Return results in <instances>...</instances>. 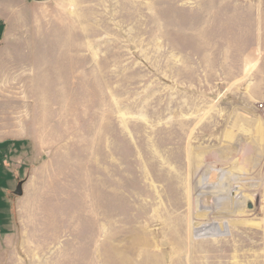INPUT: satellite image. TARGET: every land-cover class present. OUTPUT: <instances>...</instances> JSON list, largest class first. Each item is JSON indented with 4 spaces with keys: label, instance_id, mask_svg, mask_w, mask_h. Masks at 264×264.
Instances as JSON below:
<instances>
[{
    "label": "rangeland",
    "instance_id": "1",
    "mask_svg": "<svg viewBox=\"0 0 264 264\" xmlns=\"http://www.w3.org/2000/svg\"><path fill=\"white\" fill-rule=\"evenodd\" d=\"M192 5L114 0L113 19L65 37L82 44L80 56L27 68L40 144L16 147V161L0 156L1 211L10 184L13 199L32 192L15 194L21 172L35 177L19 264H264V50L241 66L238 49L264 46V34H235ZM242 7L262 13L264 0ZM228 184L241 207L204 208L201 196ZM204 221L208 238L196 234Z\"/></svg>",
    "mask_w": 264,
    "mask_h": 264
},
{
    "label": "crops",
    "instance_id": "2",
    "mask_svg": "<svg viewBox=\"0 0 264 264\" xmlns=\"http://www.w3.org/2000/svg\"><path fill=\"white\" fill-rule=\"evenodd\" d=\"M192 2L189 9L199 18L209 17L222 27L230 26L235 34H264V11H243L242 0H216V5L210 0ZM208 4L213 6L209 11H203ZM113 11L114 0H0V156L5 164L17 160L16 147L40 144L39 136L35 133L36 125L28 123V111L33 109V103L27 101V98H34L35 82L38 80L35 76L27 75V68L66 65L67 61L72 60L67 59V51H78L80 56L82 44L66 42L65 37L82 35L83 28L102 26L104 21L107 23L108 19H113ZM238 49L244 51L239 65L253 66L259 59L256 53L263 51L264 46L249 43ZM78 65H81L80 61ZM250 83L252 77L241 78L239 88L247 90ZM241 94L244 102L249 101L248 91ZM46 96H49L48 82L42 90V97ZM30 121L33 123L32 119ZM256 124L250 120L251 132ZM11 169L7 173H11V183H15L19 179V172L17 168ZM24 176L23 171V191L32 190L25 200L13 199L11 184L8 197H1L2 203L5 201V208L0 210V264L24 262L16 248L20 234L22 243L32 242L30 228L36 197L35 177L30 173L26 179Z\"/></svg>",
    "mask_w": 264,
    "mask_h": 264
},
{
    "label": "bare ground",
    "instance_id": "3",
    "mask_svg": "<svg viewBox=\"0 0 264 264\" xmlns=\"http://www.w3.org/2000/svg\"><path fill=\"white\" fill-rule=\"evenodd\" d=\"M239 178L240 177L238 176V174H235V173H232V174L229 175V179H232V180H237ZM234 187H235V185L231 188L229 184H228V186L227 185L223 186V188H221L222 190L220 189L219 192H216L217 195H215V194H212V195L206 194L204 196H201L199 194L201 196V199L203 197H206L205 200H207V201H206V205L204 206V208H208V209H211V208H219V209L235 208L236 209V208L241 207V205L243 204L242 201L244 200V198L241 199V200L237 199L238 193H237V191H235ZM229 197H233V201H229V200L217 201V199H226V198H229ZM208 201H213V203L215 202L214 206L211 207L210 205H207ZM196 228H197L196 234L200 235L201 238H205V237L208 238V234H211V235L213 234L214 235V232L211 230V228H209L207 221L201 222ZM215 237L216 236H213L211 238H215Z\"/></svg>",
    "mask_w": 264,
    "mask_h": 264
},
{
    "label": "water",
    "instance_id": "4",
    "mask_svg": "<svg viewBox=\"0 0 264 264\" xmlns=\"http://www.w3.org/2000/svg\"><path fill=\"white\" fill-rule=\"evenodd\" d=\"M15 194L16 195H21L22 194V187H21V183L19 182L16 186V189H15Z\"/></svg>",
    "mask_w": 264,
    "mask_h": 264
},
{
    "label": "built area",
    "instance_id": "5",
    "mask_svg": "<svg viewBox=\"0 0 264 264\" xmlns=\"http://www.w3.org/2000/svg\"><path fill=\"white\" fill-rule=\"evenodd\" d=\"M260 106V105H259Z\"/></svg>",
    "mask_w": 264,
    "mask_h": 264
}]
</instances>
